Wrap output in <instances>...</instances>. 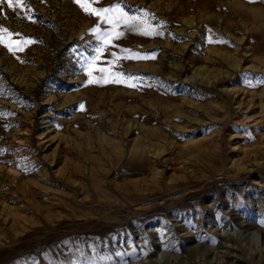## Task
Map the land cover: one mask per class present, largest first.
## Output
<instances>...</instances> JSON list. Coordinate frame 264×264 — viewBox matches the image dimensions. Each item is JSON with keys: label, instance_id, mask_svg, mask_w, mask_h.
I'll use <instances>...</instances> for the list:
<instances>
[{"label": "rangeland", "instance_id": "374dc122", "mask_svg": "<svg viewBox=\"0 0 264 264\" xmlns=\"http://www.w3.org/2000/svg\"><path fill=\"white\" fill-rule=\"evenodd\" d=\"M82 3L0 4V264H264V0Z\"/></svg>", "mask_w": 264, "mask_h": 264}, {"label": "snow or ice", "instance_id": "6c2138e0", "mask_svg": "<svg viewBox=\"0 0 264 264\" xmlns=\"http://www.w3.org/2000/svg\"><path fill=\"white\" fill-rule=\"evenodd\" d=\"M7 3L8 7H13L14 3H15V7L19 8V7H23L26 6L27 0H0V4H4ZM75 3H77L82 10L87 13L88 15H97L100 16L101 13L105 14L103 16V19L106 23H113L112 19L107 15V13L110 11L107 8H103L100 10L91 8L90 5H86L85 3H82V0H75ZM122 20H124V22L126 24L131 25L132 27H135L136 24L133 21H129L126 20L124 17H121ZM7 32L9 36L13 35V33H11L9 30L7 29H3L2 27H0V44H4L5 41V36L3 35V33ZM144 34H149L148 32H145ZM15 35H19V34H15ZM115 38H119L122 34L119 32H116L115 34ZM27 41H25L26 43ZM106 43H110V41H106ZM8 47V49L10 51L14 50V49H19V50H23V44L19 43V42H14V41H10L8 45H6ZM126 52H130V50H125ZM125 59L129 58L128 56L124 57ZM117 59H119V57H117ZM96 71H99L101 73H107L108 69L105 68H96ZM91 75V71L89 73ZM123 75V74H121ZM90 82H97V81H90ZM119 82V81H116Z\"/></svg>", "mask_w": 264, "mask_h": 264}]
</instances>
